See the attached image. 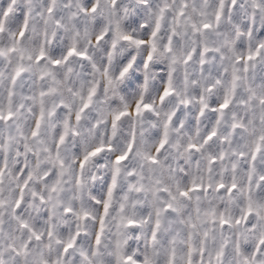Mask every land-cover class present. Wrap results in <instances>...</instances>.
Segmentation results:
<instances>
[{
	"label": "clouds",
	"instance_id": "obj_1",
	"mask_svg": "<svg viewBox=\"0 0 264 264\" xmlns=\"http://www.w3.org/2000/svg\"><path fill=\"white\" fill-rule=\"evenodd\" d=\"M261 241L264 0H0V264H264Z\"/></svg>",
	"mask_w": 264,
	"mask_h": 264
},
{
	"label": "snow or ice",
	"instance_id": "obj_2",
	"mask_svg": "<svg viewBox=\"0 0 264 264\" xmlns=\"http://www.w3.org/2000/svg\"><path fill=\"white\" fill-rule=\"evenodd\" d=\"M69 55H72V53L70 52ZM250 58H251V57H250ZM86 106H87V105H85V107H86ZM224 107H227V104H225ZM9 118H10V116H9ZM117 119H119V117H117ZM61 142H63V140H61ZM99 151H101V149H97L96 151L90 153V155H91V156H95ZM122 159H124V157H119L117 162H119V160H122ZM182 195H186V193H182ZM237 223H239V221H237ZM261 243L264 244V241H261ZM70 246H71V245H69V247H70Z\"/></svg>",
	"mask_w": 264,
	"mask_h": 264
}]
</instances>
